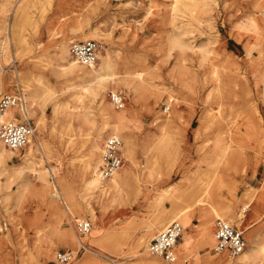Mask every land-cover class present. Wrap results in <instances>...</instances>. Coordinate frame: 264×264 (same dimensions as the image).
Instances as JSON below:
<instances>
[{
  "label": "rangeland",
  "instance_id": "1",
  "mask_svg": "<svg viewBox=\"0 0 264 264\" xmlns=\"http://www.w3.org/2000/svg\"><path fill=\"white\" fill-rule=\"evenodd\" d=\"M5 1L0 0V8ZM15 1L4 16L0 14V21L6 24L0 29V74L9 82V90L0 88V95L22 93L26 101L28 83L31 90L42 92L45 105L36 117L30 116V122L41 141L39 158L50 169L49 180L60 195L51 194L44 200L36 190L41 183L35 181V187L22 197L17 182L8 188L7 179L0 177V183L5 185L4 190L0 187V264H54L58 252L77 250V219H88L92 230L82 239L86 249L72 264H146L145 261L151 260L177 264L181 257L184 264H209L202 261L209 258L215 259L214 264H233L241 255L231 258L215 251L218 219L214 218L209 225L214 236L211 246L205 245L201 234L199 215L209 208V204L196 200L205 195L210 181L215 183L217 180L228 184L227 192L217 193L220 198H228L230 194L238 197L235 211L241 214V220L233 218L231 223L245 231L246 250L252 240L259 238L264 242V204L256 206V202L251 203L245 196L258 192L262 186L264 158L257 174H253V168H244V165H239L240 171L235 173L225 164L219 168L208 164L213 157L214 139L221 128L218 113L227 115L228 112L245 111L249 114L252 109L244 107L248 98L243 85L246 83L252 90L255 88L248 61L258 59L264 46L254 45L252 57L248 59L253 33L238 27L240 23L248 24L246 17L252 0H18L14 7ZM174 4L181 13L186 8L202 21L195 18L188 22L187 17L174 14ZM85 20H89L84 28L86 35H90L92 29L100 30L99 38L88 40L98 42L100 52L107 49L117 63L114 72L118 75L110 82L104 102L117 113L129 111L128 131L140 144L153 145L158 140L167 116L173 119L170 131L175 135L168 153L151 151L143 155L139 147L137 169L139 172L145 169V175L139 182L134 173L130 189L138 192L131 195L129 203H114L113 209L108 211L100 207V202L90 200L98 212L96 222L86 210L80 218L69 202L75 200L84 205L72 168L83 164L94 128L78 118L71 119V128L66 126L67 112L76 106L80 95L91 107L92 120L102 124L100 103L103 100L101 97L94 100L86 92L93 82H80L59 74L54 59L61 39H67L69 46L74 41H88L72 38L75 35L73 28ZM172 20L175 23L172 24ZM184 32H189L183 35L184 43L191 44L194 49L177 48L172 44L173 38ZM206 55L209 57L207 62L203 59ZM124 60L132 64L127 68L129 71L143 72V87L136 85L132 89V85L123 81L128 77L121 74L125 69ZM98 63L99 59L96 67ZM214 68L221 73V91H217V82L212 78ZM37 74L43 77L49 92L39 89L40 83L34 77ZM114 93L124 99V107L120 110L112 102ZM169 94L174 98L172 107L168 105ZM256 96L251 99L258 101L264 128V94L259 90ZM167 106L169 111H166ZM38 117L43 130L37 125ZM210 120L213 124L206 129ZM108 137L106 134L105 141ZM21 162L20 158L14 159V164ZM128 163L125 158L124 166ZM154 164L161 167L163 176L156 182H147L146 174ZM58 165L61 167L59 172ZM60 177L64 178L62 185ZM23 180L29 181V176ZM64 188L69 189L68 194ZM176 188L182 192H173ZM7 195L10 200L5 201ZM159 196L164 200L155 204L154 200ZM245 204L249 207L243 210ZM180 211L191 216V222L185 228L183 222L177 220L182 235L176 247V261L169 262L150 254L147 244L149 246L152 238L173 222L166 219L169 213ZM165 219L167 222L162 223ZM151 224L154 234L141 249H133L135 239L143 236ZM95 226V235H92ZM68 230L72 231L71 239L64 238L63 232Z\"/></svg>",
  "mask_w": 264,
  "mask_h": 264
},
{
  "label": "bare ground",
  "instance_id": "2",
  "mask_svg": "<svg viewBox=\"0 0 264 264\" xmlns=\"http://www.w3.org/2000/svg\"><path fill=\"white\" fill-rule=\"evenodd\" d=\"M176 1L177 0H175V2ZM12 3L13 0H6L5 3L1 5L0 14H3L4 16L6 12L9 11ZM128 3L131 4V2ZM16 5H18V0L15 1L14 7ZM172 10L174 14L178 13L179 15L183 16V18L187 17L188 22H191L192 19H197V17L190 14L186 8L185 12L181 13L175 4L172 5ZM208 13L209 12L207 11L206 14ZM246 20L248 21V24L240 23L238 24V27L239 30H248L252 31L253 33V42L251 43V48H249L247 51L248 59H250L252 57L251 55L254 45L255 47L264 46V0L251 1L250 11L246 17ZM197 21L201 22L202 20L197 19ZM0 23V29H2V27L5 28L6 24L4 25V21L2 20ZM171 23L173 24L175 21L172 20ZM88 24L89 20L79 22V24L73 28L74 30H72V32L75 34L72 38H77L78 40L99 38L100 30L97 28L92 29L90 35L85 34L84 28ZM188 33L189 32H184L174 37L172 42L174 47L182 49L184 47H193L194 49L195 47L191 44L184 43L183 38ZM54 59L59 74L69 76L72 80L80 82H93L90 87L86 89V92H88L89 97L93 98L94 100H96L97 97H101V100H103L102 103H100V112L104 119L102 124H96L95 120H92V113L90 111L91 107L85 104L84 97L80 95L77 97L78 99L76 106L67 112L69 121L67 122L66 126L67 128H71V119L78 118L82 121V123L90 124L94 128V131L91 132L93 138L90 140L89 146L86 149L85 160H83V164L77 167L74 166L72 168L75 174V180L76 182H79L80 185L78 194L84 199V205L76 202L75 200L69 202L72 206L71 209L74 210L80 218H83L82 216H84V210H86V212L91 215L93 222H96L98 212L90 200H94L97 204L100 202V207L108 211L113 209L112 206L114 203H129L131 195L135 192H138V190L133 191L130 189V183L133 179L132 177L134 173H136V176L140 179L139 182H142L141 177L144 174L143 171L145 170L142 169L139 172L137 169L138 163L136 160L137 154L140 150L139 147L141 148L143 155L150 154L151 151L158 153H168L170 148L169 144L175 141V135L170 131V125L173 123V119L171 116H167L164 119V125L160 129L161 134L158 136V140H156L153 145H148L146 142L140 144L138 141H136L130 131H128L129 127L127 121L130 116L129 111L123 110L121 113H117L111 107V105H108L104 102L105 93L109 89L111 84L110 82L114 81V76L118 75L114 72L117 63L113 60L111 53L107 49L104 52L99 53V63L97 64V67L95 66L96 64L87 67L80 64L75 58L71 56L68 40L61 39L57 45ZM203 59L206 62L209 61V57L207 55ZM248 63L252 66L251 73L255 79V88L252 90L249 84L246 85V83H244L243 86L246 90V97L248 98V101L244 107H251L252 109L249 110V114H247L245 111L228 112L227 115H223L221 112L218 113V119L221 117V120L219 121L221 128L219 131H217L216 137L214 139L212 147L213 157L211 158L212 160L208 162V164L210 166L214 165L216 168H219V166L225 164L234 170L235 173L240 171L238 169L239 165H244V168H253V174H257V171L261 167V163L264 158V128L263 117L258 107V101L257 99L251 98L253 96L257 97L256 94L259 92V90H261V92L264 94V85H260L261 83H264V52L260 51L258 59L251 58ZM122 64L124 65L125 69H122L121 74L128 76L125 77L123 81H126L127 84L132 85V89H134L136 85L143 87V85H145L143 72L129 71L127 68H129L132 64L128 60H124ZM262 66L263 68L260 69ZM212 76V78L217 82V91H221L222 87L220 71L214 68L212 70ZM34 77H36L40 83V90H48V92L50 91V88L44 84L45 80L43 81V77L40 74H37V76ZM29 85L30 83H28L26 88L29 91V94L25 106L18 110L19 115L23 120H31L32 118L30 116L36 117L39 109H43L46 102L43 100V97H41L42 92L40 91L41 93L39 94L38 90H31ZM0 88L4 91L9 90V82L1 74ZM168 96V105L172 107L174 98L171 94ZM27 101H29V105L27 104ZM39 120L40 117L37 118V125L40 130H43L44 126L39 123ZM205 120L207 121V118ZM210 123L211 124L209 125L206 123V129L211 127L213 121ZM106 134L109 136L118 135L122 138L123 155L124 158L127 159V162H129L128 166L123 165V167H121L111 178L108 179L103 178L100 174V168L103 164V150L106 142ZM40 148L41 141L37 135H35L31 139L30 143L25 147V154H20V151H12L8 149L0 140V177H5L7 179L8 188L17 182L20 185L22 197H24L25 193H28L32 187H35V181L40 182L41 185L39 190L38 188L36 189L37 193L43 196L44 200H47L49 195L52 194V196H58L60 193L58 192L57 188L55 189V186H52V183L49 180V172H51L49 171L50 169L48 170L44 166V160L39 158ZM15 158H20L22 162L20 164H14ZM202 162L204 161H199V163ZM56 168L58 169V172L61 171V167H59V165ZM244 168H242V173L245 172V170H243ZM28 176L30 180L24 181L23 179ZM146 176H148L147 182L150 180H153L152 182H156L163 176V171L159 165L154 164L151 166V169H149L148 175L146 174ZM22 180L23 182H21ZM62 180H64V178H61L60 180L61 185L63 182ZM207 186L208 189H206L205 195H202L201 198L196 200V202L201 204H209V208L202 210L199 218L202 220L201 234L205 245L210 244L211 246L214 242V236L209 231V225L212 224L214 218L232 222L231 220H233V218H239L241 220V214L239 215V213H236L235 211V203L238 201V197L236 198L235 195L232 196L230 194L228 198L222 199L217 195V193L220 192H227L228 184H225L223 180H217L215 183L210 181ZM0 187L2 190H4L5 185L0 183ZM64 190L66 194H68L69 189L64 188ZM177 191L180 193L182 192L178 188L173 190V192ZM245 196L250 198L251 203L256 202V206L263 205L264 182L262 183V186L258 192H254L252 194L247 193ZM4 199L5 201L10 200V195H7ZM163 200L164 197L159 196L154 200V203L159 204ZM248 207L249 205L245 204L243 210H246ZM190 218L191 216L185 215V213L180 211L176 214L173 212L169 213V217L166 219H168V221L170 220V222L173 220L172 223L177 222V220L180 219L183 222L185 228H187L191 222ZM166 219L161 222L164 223ZM151 227L152 224L148 226L149 230H147L143 236H139L135 239L133 249L138 250L146 245L148 238L154 234V230H152ZM95 231L96 226L94 227V233H92V235H95ZM63 235L64 238L71 239L73 234L71 230H68L63 232ZM47 254L49 255L50 253L48 252ZM184 257L187 258V256ZM180 259L177 264H184L183 258L181 257ZM202 261H206L209 264L215 263L214 258H209ZM145 263L165 264L152 260L145 261ZM228 264L231 263L228 262ZM233 264H264V242H262L259 238L252 240L250 248L247 249Z\"/></svg>",
  "mask_w": 264,
  "mask_h": 264
},
{
  "label": "built area",
  "instance_id": "3",
  "mask_svg": "<svg viewBox=\"0 0 264 264\" xmlns=\"http://www.w3.org/2000/svg\"><path fill=\"white\" fill-rule=\"evenodd\" d=\"M100 45L94 40L74 41L70 44V54L80 64L93 66L98 61ZM114 106L120 110L124 107V99L120 94L112 95ZM22 93L0 95V140L12 151H22L35 136V127L28 119H22L19 109L25 106ZM169 111V106L166 107ZM123 140L118 135H111L105 142L103 164L100 174L103 178H111L123 165L125 158L122 152ZM75 229L79 236L77 250L60 251L54 264H72L75 257L86 249L82 239L90 234L92 224L88 219L75 220ZM245 231L234 223L217 220L215 224V251L226 253L231 258L242 255L247 248ZM182 235L179 223L170 224L164 231L155 235L149 243L150 254L169 262L176 261V247Z\"/></svg>",
  "mask_w": 264,
  "mask_h": 264
}]
</instances>
